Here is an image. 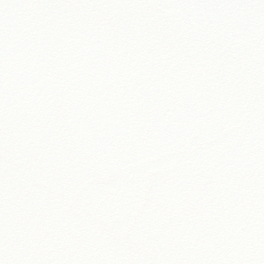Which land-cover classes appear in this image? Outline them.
Returning <instances> with one entry per match:
<instances>
[{"label":"snow or ice","instance_id":"obj_1","mask_svg":"<svg viewBox=\"0 0 264 264\" xmlns=\"http://www.w3.org/2000/svg\"><path fill=\"white\" fill-rule=\"evenodd\" d=\"M0 264H264V0H0Z\"/></svg>","mask_w":264,"mask_h":264}]
</instances>
